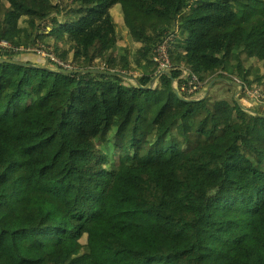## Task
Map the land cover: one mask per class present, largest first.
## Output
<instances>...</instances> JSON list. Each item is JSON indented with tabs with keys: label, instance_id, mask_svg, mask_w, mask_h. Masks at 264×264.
<instances>
[{
	"label": "trees",
	"instance_id": "trees-1",
	"mask_svg": "<svg viewBox=\"0 0 264 264\" xmlns=\"http://www.w3.org/2000/svg\"><path fill=\"white\" fill-rule=\"evenodd\" d=\"M171 33L174 78L264 94V0H0V39L119 73L0 61V264H264V109L121 75Z\"/></svg>",
	"mask_w": 264,
	"mask_h": 264
},
{
	"label": "built area",
	"instance_id": "built-area-1",
	"mask_svg": "<svg viewBox=\"0 0 264 264\" xmlns=\"http://www.w3.org/2000/svg\"><path fill=\"white\" fill-rule=\"evenodd\" d=\"M175 33L168 34L166 38L157 46L153 55V61L158 64V70L163 69L172 72L176 66L173 64L171 54L169 51L170 42L174 39ZM23 46H14L12 41L7 39H0V49L1 50H9L13 49L14 51L24 50ZM39 49L37 50L38 53L47 56V60H52L54 63L60 65L59 68L61 69H74L76 66L70 64L68 60L60 59L54 52L52 47L45 48L44 46L38 45ZM73 63V62H72ZM181 74L179 77L175 78L176 86L178 87L179 91L182 93H186L189 97H199L203 94V87L204 83L201 82L195 74H191L188 77V69L185 66L181 68ZM179 84L180 79H184Z\"/></svg>",
	"mask_w": 264,
	"mask_h": 264
},
{
	"label": "water",
	"instance_id": "water-1",
	"mask_svg": "<svg viewBox=\"0 0 264 264\" xmlns=\"http://www.w3.org/2000/svg\"><path fill=\"white\" fill-rule=\"evenodd\" d=\"M0 61L1 62H7V63H12V64H19V65H23V66H30V67H34V68H41V69H50L53 71H57L60 73H90V72H97V73H109V74H116L118 75L119 73H117L116 71H108V70H103L100 68L97 69H93V68H89V69H55L47 64H45V61H38L35 63H26L22 60H18V59H10L7 57H2L0 56ZM40 62V63H39ZM167 75L172 79V88L175 92V94L177 95L178 98L182 99V100H186V101H198L201 100L203 98H205L207 96V94L209 93L210 89L212 88V86L216 83V82H225V83H232L235 86H237V91L234 93V100L239 104V106L245 110H248V108L246 106H244L240 100H239V94L242 93L244 91V84L237 78L234 77L232 78L231 81L227 82V80L224 77H214L212 79H210L203 87V94L199 97H187L184 96L178 89V87L176 86V82H175V78L173 77L172 73L170 71L167 70H163L160 69L158 70L154 76L151 78V80L146 84V85H142L139 83V81L137 79H132L134 81V84L140 88H144V89H150L153 88L156 85V82L158 80V78L162 75ZM124 78L129 79L128 76L121 74ZM253 114L260 116V117H264V114L258 111H251Z\"/></svg>",
	"mask_w": 264,
	"mask_h": 264
},
{
	"label": "rangeland",
	"instance_id": "rangeland-1",
	"mask_svg": "<svg viewBox=\"0 0 264 264\" xmlns=\"http://www.w3.org/2000/svg\"><path fill=\"white\" fill-rule=\"evenodd\" d=\"M51 22V19L49 20L48 23ZM42 29H46L45 26L42 27ZM41 29V30H42ZM43 31V30H42ZM38 45H41V46H45V44L42 42V41H37L36 44H33L32 46H26V47H22L24 48V50L22 51L23 54L22 55H25V54H28L27 56H31V57H34V55H31V54H36L38 56V59L35 61V62H38V61H45V64L48 63V57L47 56H44L43 54H40L38 53V49L39 47H37ZM47 47H53V43H50V44H46ZM45 46V47H46ZM55 52V51H54ZM56 54V53H55ZM21 57H24L26 58V56H22ZM57 55V54H56ZM60 58V57H59ZM61 59V58H60ZM63 60V59H62ZM68 61H71V60H68ZM54 61L51 60V62H49L50 64L53 65ZM73 61L69 62L70 64L74 65V63H72ZM40 63V62H39ZM56 65V67H53L55 69H61L59 68L60 65L54 63ZM75 66V65H74ZM52 67V66H51ZM234 78V76L232 77ZM126 79V78H125ZM133 78H129V80H131L133 83L134 81L132 80ZM225 83V82H224ZM156 85H157V82H156ZM155 85V86H156ZM177 85V84H176ZM229 85L231 86H234V91L236 92L237 91V86H235L234 84L230 83ZM260 89V88H259ZM259 89L257 88H248L247 91H244L242 93L239 94V100L240 102L244 105V106H247V104L249 102L252 101V97L255 98L257 104H258V107L264 109V94L262 93V91H260ZM211 90V89H210ZM234 92V93H235ZM184 95V93H182ZM234 96V94H233ZM189 97V96H187ZM155 109H156V106L154 105L151 109L148 108V111H147V114H148V119L151 118L153 115H154V112H155ZM148 121V120H147ZM146 121V123H147Z\"/></svg>",
	"mask_w": 264,
	"mask_h": 264
}]
</instances>
